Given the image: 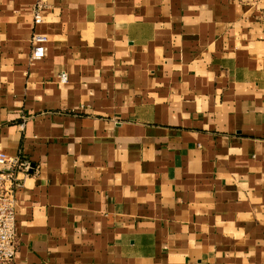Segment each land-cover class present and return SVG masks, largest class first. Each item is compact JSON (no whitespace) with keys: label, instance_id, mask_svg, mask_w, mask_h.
<instances>
[{"label":"crops","instance_id":"1","mask_svg":"<svg viewBox=\"0 0 264 264\" xmlns=\"http://www.w3.org/2000/svg\"><path fill=\"white\" fill-rule=\"evenodd\" d=\"M41 1L0 0L10 264H264V0Z\"/></svg>","mask_w":264,"mask_h":264},{"label":"built area","instance_id":"2","mask_svg":"<svg viewBox=\"0 0 264 264\" xmlns=\"http://www.w3.org/2000/svg\"><path fill=\"white\" fill-rule=\"evenodd\" d=\"M43 3L36 0L33 22H42ZM48 37L44 33L33 32L30 36L31 51L29 60L37 61L44 57ZM60 83L67 81L64 72L58 74ZM33 170V165L25 158L9 156L0 152V264H10L18 246L15 226L16 190L23 186L24 179Z\"/></svg>","mask_w":264,"mask_h":264}]
</instances>
